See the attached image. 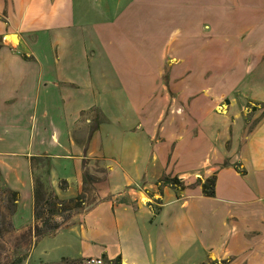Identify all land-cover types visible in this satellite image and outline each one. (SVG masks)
Returning <instances> with one entry per match:
<instances>
[{"label": "crops", "instance_id": "crops-1", "mask_svg": "<svg viewBox=\"0 0 264 264\" xmlns=\"http://www.w3.org/2000/svg\"><path fill=\"white\" fill-rule=\"evenodd\" d=\"M0 36L13 226L33 224L35 177L60 198L97 179L95 204L38 240L78 239L49 262L264 264V0H0Z\"/></svg>", "mask_w": 264, "mask_h": 264}, {"label": "rangeland", "instance_id": "rangeland-1", "mask_svg": "<svg viewBox=\"0 0 264 264\" xmlns=\"http://www.w3.org/2000/svg\"><path fill=\"white\" fill-rule=\"evenodd\" d=\"M94 114L98 115L97 111H94ZM96 115V116H97ZM93 123H90V125L85 126L83 123L80 124L78 129H81L82 132V138H86L88 135L89 128L91 127ZM48 161L43 160L42 158L33 160V169L37 167L43 168L45 166H48ZM98 173H95V176H98L101 178L103 176V173L100 172V170H97ZM36 174V173H35ZM38 178V177H35ZM2 186L0 185V190ZM46 190L49 192H52L51 190L46 187ZM53 193V192H52ZM1 195V194H0ZM2 197H0V208L1 211L8 214L9 211L4 208V205H6V194H2ZM77 196V195H76ZM74 197H68V198H60L62 200H69ZM80 196L82 197V204L79 207H73L76 201L72 203H66L68 206H70V210L61 212L60 214H56L53 218L59 222H62L63 224H66L70 222L72 217L77 214L83 213L87 208L91 207L93 204H95L96 200L98 199L96 192H95V186L93 185H87L84 187L82 192L80 193ZM157 206V205H156ZM12 223V222H11ZM13 230H10L7 226V220L3 221V218L0 217V264H3L4 262L16 257L17 255H24L25 259L23 264H94L90 262L91 258H61L58 261L49 262L55 256H58L61 253H70L74 254L76 253L77 249L80 247V243L78 242V239L72 236L70 233L66 232L60 235L57 239H45L43 240L39 246H37L38 240L41 238L36 239L34 236H29L27 234L30 227H22V228H15L12 224ZM43 238V237H42ZM30 240V241H29ZM37 246V247H36ZM34 253L32 252L34 249ZM192 255L190 250L184 253L182 258L181 264H191L193 263ZM100 264H106L105 260L101 259ZM209 264H225L222 260H215L214 262H210Z\"/></svg>", "mask_w": 264, "mask_h": 264}, {"label": "trees", "instance_id": "trees-1", "mask_svg": "<svg viewBox=\"0 0 264 264\" xmlns=\"http://www.w3.org/2000/svg\"><path fill=\"white\" fill-rule=\"evenodd\" d=\"M3 46L2 36H0V47ZM26 57V56H24ZM97 115V114H96ZM100 122V117L97 115L93 119V123L89 128L88 135L86 137L85 143L91 137L92 132L98 127ZM84 150L86 145L83 147ZM228 163H224L222 166H226ZM238 169V165H233ZM83 189L87 185H93L96 182V178L91 176L89 173L84 172L83 176ZM216 175L213 174L203 180L198 178L195 184H199L202 189V193L205 196H214V186H215ZM164 184L171 185V187L179 193L180 190L185 188L183 182L177 177H168L165 176L161 179ZM64 183L61 184V187L64 188ZM2 188L0 190V194H6L5 200L6 205L4 208L9 211L8 214L1 211L0 208V217L3 218V221L7 220V226L10 230H13L11 223V216L15 210L16 203L18 201V192L7 188L4 185H1ZM82 189V190H83ZM0 195V197H2ZM80 194H78L75 198L69 200H62L56 194L49 192L46 190L44 183L39 178H34L33 185V224L28 230L27 234L29 236H34L36 239L54 235L57 230L63 225L62 222L55 220L53 217L56 214H60L61 212L70 210V206L66 203H72L76 201L73 207H79L83 202L81 200ZM1 199V198H0ZM159 203V202H158ZM160 210V206H154V213H158ZM30 241V240H29ZM25 259L24 255H17L16 257L4 262L3 264H23ZM102 259L105 260L106 264H121L120 256H116L113 259H106L104 255H102Z\"/></svg>", "mask_w": 264, "mask_h": 264}, {"label": "built area", "instance_id": "built-area-1", "mask_svg": "<svg viewBox=\"0 0 264 264\" xmlns=\"http://www.w3.org/2000/svg\"><path fill=\"white\" fill-rule=\"evenodd\" d=\"M90 262H92L94 264H100L101 263V259H99V258H91Z\"/></svg>", "mask_w": 264, "mask_h": 264}, {"label": "water", "instance_id": "water-1", "mask_svg": "<svg viewBox=\"0 0 264 264\" xmlns=\"http://www.w3.org/2000/svg\"><path fill=\"white\" fill-rule=\"evenodd\" d=\"M253 109H255V107H253Z\"/></svg>", "mask_w": 264, "mask_h": 264}]
</instances>
